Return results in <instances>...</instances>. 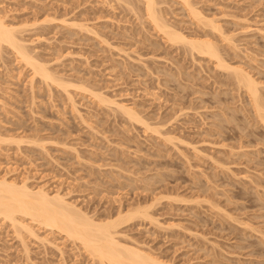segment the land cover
Instances as JSON below:
<instances>
[{
  "label": "rangeland",
  "instance_id": "374dc122",
  "mask_svg": "<svg viewBox=\"0 0 264 264\" xmlns=\"http://www.w3.org/2000/svg\"><path fill=\"white\" fill-rule=\"evenodd\" d=\"M156 1L264 101V0H187L198 21L180 0ZM0 18L71 86L41 81L0 45V178L58 193L95 221L141 208L116 239L165 264H264V123L231 72L156 32L138 0H0ZM23 224L32 233L0 217V264H101Z\"/></svg>",
  "mask_w": 264,
  "mask_h": 264
},
{
  "label": "bare ground",
  "instance_id": "6f19581e",
  "mask_svg": "<svg viewBox=\"0 0 264 264\" xmlns=\"http://www.w3.org/2000/svg\"><path fill=\"white\" fill-rule=\"evenodd\" d=\"M138 1L142 2L146 18L153 25V29L156 32L164 35L172 44L183 43L187 45L190 51L207 57L215 64V67L222 69V71L231 72L232 77H234L233 79L236 81L235 83L238 85L237 87L242 89V91L244 90L253 115H255L260 123H264V101L260 97L256 81L248 73L228 65L220 56L215 46L216 44H213L209 39H188L183 34L172 29L159 15L156 9V0ZM180 1L189 9L192 17L198 21L200 15L190 7L188 1ZM127 3L128 5L130 4L129 2ZM208 25L213 32L220 33L218 26L213 25L210 21ZM14 31L0 18V45L4 44L6 48L9 47L16 57L20 58L25 65L29 66L41 78V81L43 80L45 83L51 85L54 84L66 91V87L68 88L70 85H66L68 83L62 84L63 82L61 83L58 79H55L41 63L34 60L27 53L25 45L20 43L22 41L16 38ZM93 97L98 98L101 102L103 101V104L108 102V104L115 105L129 120L131 119L136 123L141 122L133 110L114 101H109L101 94L94 95ZM140 209L137 208L124 215L122 212H118L115 218L95 221L80 209L67 203L58 193L50 196L43 188L32 191L25 183L17 185L14 182L0 178V217L2 220L9 222L12 227L18 226L19 233L21 232L20 229L32 233L30 227H28L29 225L23 224V220L25 219L29 220L32 224L35 223L38 226L57 231L70 240L78 242L88 254L92 255V258H97L101 264H165L136 248L124 246L116 239V229L121 222H125V219L126 221L129 220L133 216L137 218L145 216V212Z\"/></svg>",
  "mask_w": 264,
  "mask_h": 264
}]
</instances>
